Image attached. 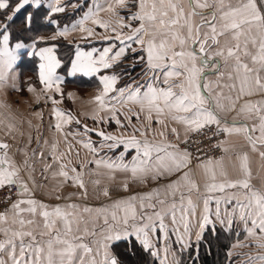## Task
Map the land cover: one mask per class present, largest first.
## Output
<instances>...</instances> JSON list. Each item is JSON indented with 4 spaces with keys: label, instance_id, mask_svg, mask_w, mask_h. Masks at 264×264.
<instances>
[{
    "label": "snow or ice",
    "instance_id": "6c2138e0",
    "mask_svg": "<svg viewBox=\"0 0 264 264\" xmlns=\"http://www.w3.org/2000/svg\"><path fill=\"white\" fill-rule=\"evenodd\" d=\"M129 0H113V3L119 6H126ZM137 6V11L132 13L128 19L139 21V26L132 28L130 24H124L123 17H120L118 27L120 29H131L130 34L124 35L123 31H117L116 28L110 30L114 33L113 37H104L105 39H115L119 41L118 45L104 47L99 55L95 48L83 52L77 50L76 58L72 61V73L82 72L90 76L113 68L128 51H137L132 47L133 44L140 45V51L144 55L138 60L145 63L146 73H150L148 79L143 83L133 82L126 84L123 88H117L115 85L119 77L116 74L101 75L100 82L103 85L101 95L95 97L99 109L111 113L108 117H101L98 123H108L115 121L121 128H127L132 125V117L137 120L144 119L148 121L149 127H133L130 135H113L97 129H89L84 126L85 135L89 132H95L102 140L101 147H107L109 150L123 147V151L113 159H93L89 163H95L97 168L103 167L110 171H124L131 174L133 179H140L143 182L144 177L149 174L153 180L167 174L172 175L179 173L177 180L170 182L167 188L170 194L175 196L179 189L180 182L183 181L189 187V191L195 189L198 191V185L189 179V169L192 162V154L187 149H181L179 144L167 141L164 131L159 133L160 142L147 139L153 119L155 123L167 127L165 120H170L184 126L186 132H200L212 125L216 126V134L224 133L225 135L243 134L253 151L258 150V145L264 147V107L259 104L245 103L241 108V113L254 114L258 119V126L252 127L246 124L237 126L236 122L228 125L222 122L217 114V110L223 111L225 105L222 103V93L213 95L211 85L203 79L204 66L208 60L214 56H221L227 61L234 59L233 66L235 77L229 75L230 80L239 81V94L252 95L253 88L256 91L264 92V79L261 78L260 72L264 71V12L258 8L257 0H236L233 4L231 0H187L189 12L186 14L184 8L176 0H131ZM264 3V0H261ZM41 0H19L12 7L9 0H0V11L11 9V14H7L3 21H0V87L6 83L7 71L11 70L16 60L14 49L9 46V23L14 20L16 14L20 13L26 5L39 7ZM81 5H73L80 7ZM215 6L211 13L210 20H203L199 25L192 24V17L203 15L197 12V9H206ZM52 12H62L64 7L57 3L52 7ZM103 9L95 5L94 9H89L84 14L77 25L81 32H87L88 36L93 35V30L85 28L84 22L91 20L97 27L109 30L110 25L97 18L98 12ZM107 11L113 12L112 4H109ZM217 13H219L220 25L217 26ZM113 14H115L113 12ZM33 21V13L25 16L24 24L26 29H30ZM207 27L209 32L201 34L200 29ZM186 29V35L184 30ZM69 29L64 28L58 32V35H64ZM224 35H231L235 43L227 47L225 54L224 49L209 54V42L212 45L219 43L218 38ZM199 49H196V45ZM251 45L254 51H249ZM22 43H17L15 49L23 48ZM52 48L40 50L41 59H47L48 63L40 65V81L45 85V89H52L55 85V91L60 92L59 78L55 76V69L60 66V62L52 55ZM243 57V58H242ZM244 58L250 59V67L244 62ZM199 60V65L197 61ZM135 65H133L134 67ZM235 88L236 85L230 86ZM31 89V87L29 88ZM111 94V95H110ZM239 98V96L237 97ZM52 103L57 101L54 98ZM230 101L229 110L235 108V102ZM264 103V102H261ZM122 107L129 104L138 106V111L127 108L130 115L125 116L127 124H124L119 116L124 115L116 105ZM0 107L5 105L0 104ZM53 116L57 120L54 127L57 131L63 133L62 125L71 122L77 124L79 120H74L70 114L53 108ZM94 120L95 116L92 117ZM12 126L9 125V132ZM170 131L179 140V133L176 128ZM139 133V139L137 137ZM75 137L76 133H68ZM82 147L88 149L95 157L98 152L97 148L91 141H78ZM188 141L185 140L184 143ZM226 142L221 141L215 145L223 152L227 153L229 149L225 146ZM10 145L0 141V191L7 188L8 195L6 200L11 201L8 208L0 212V264H119L117 258L110 256L107 249L112 241H121L135 236L143 250L151 253L153 257H159L160 251L155 249L151 235H155L157 230L167 238L168 229L164 224V215H171L173 225H177V212L180 213L179 223L183 226L181 233L179 227L173 229L177 235V241L184 247L190 246V228L189 216L195 217V205L191 199L187 201V208L184 207V194L181 193V204L177 208L174 202L171 208L166 212L155 210V205L149 203L148 208L153 209L151 216L140 215V223L137 220L136 201L139 199L141 212L145 209L144 201H151L153 194L158 195V190L153 193H147L137 197L133 195L127 199L116 201L112 208L123 213L120 217L117 211L111 213L113 224H109L105 216L104 224L108 231L104 234L103 239L99 242L95 256L103 254V258L98 262L93 255V249L85 242L84 236L73 234V225L79 228L83 218L78 205L66 204L50 206L42 201L37 200L33 194L35 181L32 177V164L27 151H24L25 159L22 164H18L14 157L9 154ZM53 160L59 163L60 170L54 175L63 177L64 181L71 180L74 186L84 189V195L87 190L82 177V173H77L75 167L70 171L75 175H69L68 166L63 162L61 156H56V146L53 145ZM130 149L135 150V155L130 161L126 160V153ZM71 152L64 155L67 156ZM78 155V153H77ZM35 156V151H33ZM261 160H264V151L259 152ZM43 158V153H41ZM239 161V170L244 178L227 184L215 183L217 169L223 167V159L207 160L199 165L203 168L212 182L206 184L208 193L215 191L223 192L225 188H238L243 190L242 197H234L236 206L232 213H228L227 221L230 229L233 222L232 217L238 212L239 220L245 225V232L248 238H255L264 241V191L253 188L250 183L249 159L247 153H241L237 156ZM69 163L71 161L69 160ZM50 169L51 165H46ZM27 174L26 176L24 174ZM99 184L100 181H94ZM15 188L16 199L12 200V189ZM125 191L128 189L127 183L123 185ZM103 195L108 196L109 191L104 188ZM56 199H60L59 196ZM215 199L211 195L204 199L203 215L198 222L199 231L196 233L197 242L203 239L207 225L212 223L210 218L209 205ZM232 198L224 201L230 203ZM158 203L164 204L165 201L158 200ZM215 215L221 224L225 221L220 217V199H215ZM92 210L85 207L82 212L90 213ZM97 213L102 210L97 209ZM155 217V219H153ZM133 221L129 224V221ZM62 224L58 228L57 223ZM116 225H122L117 228ZM250 225V226H249ZM88 229H84V235H88ZM95 235V231L90 233ZM188 236V242L185 241ZM47 237V239H44ZM245 246V245H237ZM257 248L264 249V243H258ZM165 256L160 259V264H168L167 252L168 247L163 249ZM132 255L135 251L130 249ZM7 253V260L4 254ZM179 264V262H177ZM248 264H264V254L250 255Z\"/></svg>",
    "mask_w": 264,
    "mask_h": 264
},
{
    "label": "crops",
    "instance_id": "0c3cea01",
    "mask_svg": "<svg viewBox=\"0 0 264 264\" xmlns=\"http://www.w3.org/2000/svg\"><path fill=\"white\" fill-rule=\"evenodd\" d=\"M64 2V3H63ZM183 8L185 13L189 12V5L187 0H176ZM233 4L236 0H231ZM59 3L65 9L66 14L75 15L74 18L66 24H63L56 28V30L50 34V39H55L56 37L64 38L67 42L73 43V53L70 60V64L66 72L60 70L62 63L58 58L56 52V46L49 42L48 44H39V42L44 41L46 36L39 35L36 39L28 42L23 41H12L9 36V46L14 49V54L16 60L13 64L11 70L7 71L6 83L3 87H0V104L5 105V107H0V141L6 142L10 145L9 154L14 157L18 164H22L25 156L24 151H27L28 156L31 158L30 163L32 164V177L35 181V186L33 187L34 197L48 204L50 206L55 205H66L75 204L79 206L81 210V215L83 222L80 223L79 228L73 225V234L77 236H84L83 242L87 243L93 249V255L99 248V242L103 239L104 234L108 231V228L104 224L105 216H107L109 224H113L111 219V213L117 211L118 216L122 217L123 213L112 208V205L122 199H127L133 195L139 197L140 195L153 193V190H158V195L153 194L151 201H144L145 209L141 212L139 204V199L136 203L137 210V220L135 223H140L139 216L147 215L151 216L153 214V209L148 208L147 205L152 203L155 205L156 211H161L166 213L171 205L175 202L177 208L181 204V193L184 194V207L187 208V201L190 198L193 205H195V217L189 216V228H190V246L192 243H197L196 233L199 231L198 222L203 215L204 209V199L209 195L215 199H220V217L225 221L224 224L220 223L217 219L216 203L215 199L209 205L210 208V218L212 223L207 225L206 229L215 227L223 228L226 231L237 230L234 241L230 244V247L226 250V262L231 264H248V258L250 255L264 254V249L257 248L258 243H264V241H259L255 238H248L245 232V225L239 220L238 212L232 217L233 222L230 229L228 228L227 221L229 219L228 213H232L236 206V199L234 197H242L243 190L238 188H225L223 192L215 191L208 193L206 190V184L212 182L210 177L206 174L205 170L199 165L202 161L196 164H191L189 169L185 171L189 172V179L194 181L198 185V191L193 189L189 191V187L185 182L181 181L179 189L176 191L175 196L170 194V190L167 185L178 179L179 173L172 175H163L158 179L153 180L151 178L152 174L144 177L143 182L140 179H133L131 174L124 171H110L103 167L97 168L95 163H89L93 159H106V155L109 153L105 152V147H101L102 140L95 132H89L85 135L84 126L87 125L89 129H97L104 131V123H98L101 117H108L111 115L108 111H103L99 109L98 103L95 101L97 95H101L103 92V85L100 82L101 75H111L116 74L119 79L115 87L123 88L126 84L138 82H145L150 73H146V65L140 62L138 58L144 55L141 52L140 45L133 44L132 47L137 51H128L127 55L121 59V61L111 69L102 70L99 73L86 76L82 72L72 73V61L76 58L77 50L87 52L95 48L97 50L94 55L98 56L99 52L103 50L104 47L111 45H118L119 41L115 39H105L104 37H113L114 33L110 30L111 28H116L117 31H123L124 35L130 34L131 29L118 27L120 23V17H123L124 24H130L132 28L139 26V21H132L128 17L137 11V6L132 3L131 0L126 6H119L113 3V0H41L40 6H44L48 10V15L56 14L58 12H52V7ZM212 4V0H209ZM109 4H112L113 12L107 11ZM73 5H81L80 7H73ZM95 5H99L101 11L98 12L97 18L107 22L110 25L109 30L97 27L91 22V20L84 22V27L93 30V35L88 36L87 32H81L79 27H73L77 25L82 19L84 14L89 11V9H94ZM258 8L263 12L264 3L261 0H257ZM36 8V6H33ZM215 10V6L206 9H197V12H202L203 15H195L192 17V24L199 25L203 20H210L211 13ZM217 26L220 25L219 13H217ZM54 24V22H52ZM67 27L69 30L64 35H58V32L63 31ZM201 34L209 32L207 27H202L200 29ZM10 33V32H8ZM186 35V29L184 30ZM219 43L212 45L209 42L210 47L208 48L209 54L215 53L220 49H224L225 54L227 52V47L233 45L235 41L232 40L231 35H224L218 38ZM17 43H22L23 48L15 49ZM196 49H199L197 44ZM44 48H52V55L60 62V66L55 69V76L59 78V88L60 92L55 91V85L52 89H45V85L40 81V65L47 64V59H41L39 55L40 50ZM249 51H254L251 45H249ZM26 58L35 60V72L32 74L29 67H25L24 61ZM243 58V57H242ZM244 62L248 63L250 67H258V65H252L250 59L244 58ZM199 65V60L197 61ZM235 60L228 59L227 61L224 57L214 56L212 60H208L207 64L204 66L203 79L205 82L210 83L211 92L213 95L217 93H222L221 97L222 103L225 105L223 111L217 110V114L222 122H227L230 126L233 122H236L237 126L246 124L249 127L253 125L258 126L257 117L248 113H241L240 108L247 102L252 104H259L264 107V92L256 91L253 88L252 95H240L239 94V81L230 80L229 75L231 74L235 77L234 66ZM133 65H135L133 67ZM126 69V70H125ZM131 70V71H130ZM127 71V72H126ZM34 75L35 79L31 76ZM127 76V80L124 81V77ZM260 76L264 79V71L260 72ZM76 77H81L84 79L96 78L97 85L99 88L97 90L89 89L85 94L78 93L74 89L68 88L64 81L66 79L73 80ZM235 84L236 87L233 89L230 86ZM33 90H29V88ZM111 95V94H110ZM63 96V98L61 97ZM239 96V98H237ZM231 97V101L235 102V108L229 110L230 101L227 99ZM54 98L57 103L53 104L52 99ZM116 107L124 112V115L119 116V119L127 124L125 116L130 115L127 112V108H132L134 111H138V106L127 105L122 107L117 104ZM53 108L59 109L66 114H70L74 120H79L80 123L77 124L74 121L66 125H62L63 133L56 130L54 125L57 120L53 116ZM95 116L94 120L92 117ZM112 123L113 135H130L132 133L133 127H149L148 121L144 119V114H141V119L137 120L134 116L132 117V125L121 129L115 121H110ZM167 127L155 123V119L151 124V131L147 135V139L155 142H160L161 137L159 133L164 131L167 141L174 144H179L187 138L191 132H186L184 126L175 123L170 120H165ZM9 125L12 126L11 132H9ZM171 128H176L179 133V140L170 131ZM68 133H76L75 137L72 135H67ZM79 134V135H78ZM139 139H144L140 137L137 133ZM91 139L95 147L97 148L98 154L94 157L93 154L82 147L81 143L78 141H87ZM224 141L225 146L229 149L227 153L223 152L222 156L216 159H211L213 161L223 159V167L221 174V169H217V175L215 183L217 184H227L231 181H236L238 179L244 178L239 170V161L237 156L241 153H247L249 159V169H250V183L255 189L264 191V160H261L259 156L260 151H264V147L258 145V150L253 151L251 146L248 144L247 140L243 134L226 135ZM55 145V155L61 156L63 162L68 166L69 175H75L70 171L71 168L75 167L77 173H82V179L87 190V195H84V189L74 186L71 180L65 182L63 177L59 175H54L60 170V165L53 160V148ZM69 146H71V152L69 155L65 156V153L69 152ZM181 148V147H180ZM182 149V148H181ZM33 151H35V156H33ZM121 150L116 149L111 153L112 158L115 159L119 155ZM41 153H43V158H41ZM78 153V155H77ZM135 155V150L130 149L127 154V160L130 161L132 156ZM109 159V158H107ZM69 160L71 163H69ZM46 165H51L50 169H46ZM111 173L113 176L112 184V194L106 199L103 195V190L105 188V174ZM27 175L26 173L24 174ZM99 180V184H95L94 181ZM127 180V181H126ZM125 182L128 185L127 191L124 190L123 185ZM59 196L60 199H56ZM232 198L230 203H224L225 200ZM16 199V198H15ZM158 200L165 201L164 204L158 203ZM9 207V206H8ZM87 207L92 211L90 213H83L82 210ZM97 209L102 210L97 213ZM155 219V217H153ZM180 213L177 212V225H173L171 215H164V224L168 229L167 238L164 234L157 230L155 235L150 236L152 242L155 245V249L160 251L159 257H155L158 264H160V259L165 256L163 249L167 246V261L168 264H180V255L182 251H188V248H184L178 241L177 235L174 233L173 229L179 227L180 232H183V226L179 223ZM133 221H129L132 224ZM58 228H62V224L59 222L56 225ZM250 226V225H249ZM117 228H122V225H116ZM87 228L89 234L84 235V229ZM95 231V235L90 233ZM206 231V230H205ZM44 239H47L45 237ZM133 239L135 241V236L121 241H128ZM185 241L188 242V236H185ZM118 241H112L108 246V253L110 256H114L112 251V245ZM138 242V241H137ZM139 243V242H138ZM237 245H245L243 247ZM103 258V254L100 256H95V259L99 262ZM4 259L7 260V253L4 254Z\"/></svg>",
    "mask_w": 264,
    "mask_h": 264
},
{
    "label": "trees",
    "instance_id": "16d2710c",
    "mask_svg": "<svg viewBox=\"0 0 264 264\" xmlns=\"http://www.w3.org/2000/svg\"><path fill=\"white\" fill-rule=\"evenodd\" d=\"M12 1V2H11ZM12 7L19 2V0H9ZM33 13V21L30 29H26L24 20L28 13ZM56 14L48 15V10L44 6L34 8L31 5H26L20 13L16 14L14 20L9 23L8 32L12 41L28 42L36 39L39 35L46 36L44 41L39 44H54L58 58L61 60V71L66 72L70 64L73 53V43L67 42L64 38L56 37L50 39L56 28L69 23L75 15L71 14ZM11 14V9L0 11V15L6 16ZM4 20V18H3ZM52 22H55L54 24ZM27 34L31 37H24ZM25 67H29L32 74L35 72V60L26 58L24 61ZM77 81L66 79L65 85H75L83 87V82L86 80L81 77ZM92 79V78H91ZM94 79V78H93ZM95 82V81H93ZM84 87H87L86 85ZM81 89V88H80ZM235 239V232L231 229L226 231L222 228L215 227L208 228L204 232L203 239L197 243H192L188 251H182L180 255V264H231L226 262V250ZM130 249L135 251L132 255ZM112 251L119 264H158L155 257L150 252L143 250L141 245L130 239L128 241H118L112 245Z\"/></svg>",
    "mask_w": 264,
    "mask_h": 264
},
{
    "label": "built area",
    "instance_id": "2783aa9c",
    "mask_svg": "<svg viewBox=\"0 0 264 264\" xmlns=\"http://www.w3.org/2000/svg\"><path fill=\"white\" fill-rule=\"evenodd\" d=\"M264 12V11H263ZM224 133L216 134V126L212 125L203 129L200 132H191L185 140L180 143L182 149H187L192 154L191 164H196L202 161L216 159L222 156L223 151L215 147L221 141L225 139ZM8 195V189L5 188L0 191V212H3L10 205L11 201L6 200ZM15 188L12 189V200H15Z\"/></svg>",
    "mask_w": 264,
    "mask_h": 264
},
{
    "label": "rangeland",
    "instance_id": "374dc122",
    "mask_svg": "<svg viewBox=\"0 0 264 264\" xmlns=\"http://www.w3.org/2000/svg\"><path fill=\"white\" fill-rule=\"evenodd\" d=\"M12 2V1H11ZM64 3V2H63ZM65 9V8H64ZM30 13H31V11H30ZM65 13V11H62L61 13H59V14H64ZM5 16H3V15H0V21H3V18H4ZM55 23V22H54ZM32 35H30V34H27L26 36H24V37H31ZM126 70V69H125ZM131 71V70H130ZM127 72V71H126ZM27 75V74H26ZM27 76H31V77H33V79L32 80H34L35 79V77H34V75L32 76V75H27ZM124 78V81H126L127 80V76H123ZM78 80V78H74V80H73V82H75V81H77ZM93 81H95V82H93ZM65 82V81H64ZM87 86V87H84V86ZM68 88H70V89H74V90H76V91H78V93H87L88 91H89V89H93V90H97V88H99V86L97 85V80H96V78H92V79H90V80H86V82L84 83L83 82V87H78V86H75V85H66ZM96 86H97V88H96ZM81 88V89H80ZM62 98H63V96H61ZM113 126L114 125H112V123L111 122H108V123H104V130H105V132L106 133H109V134H112V132H113V130H112V128H113ZM79 135V134H78ZM119 150H121V151H123V147H120V148H118ZM114 150H116V149H114ZM114 150H109L107 147H105V152L106 153H109V155H106V159L107 158H112V156H111V153L112 152H114ZM127 154L128 153H126V160H127ZM106 176H105V188H107L108 189V191H109V195L110 194H112V184H113V176H112V174L111 173H107L106 172V174H105ZM127 181V180H126ZM122 183H125V182H123L122 181ZM109 195L108 196H106L105 198L106 199H108L109 198ZM220 228V227H219ZM223 229V228H222ZM233 231L235 232V236H236V234H238L237 233V230H235V229H233Z\"/></svg>",
    "mask_w": 264,
    "mask_h": 264
}]
</instances>
